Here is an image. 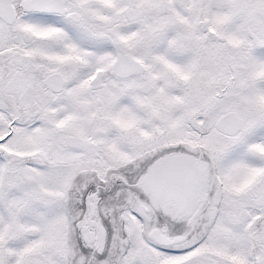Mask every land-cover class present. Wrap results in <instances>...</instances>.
I'll use <instances>...</instances> for the list:
<instances>
[{
    "label": "snow or ice",
    "instance_id": "6c2138e0",
    "mask_svg": "<svg viewBox=\"0 0 264 264\" xmlns=\"http://www.w3.org/2000/svg\"><path fill=\"white\" fill-rule=\"evenodd\" d=\"M0 264H264V0H0Z\"/></svg>",
    "mask_w": 264,
    "mask_h": 264
}]
</instances>
